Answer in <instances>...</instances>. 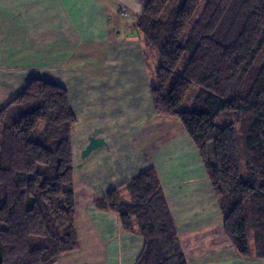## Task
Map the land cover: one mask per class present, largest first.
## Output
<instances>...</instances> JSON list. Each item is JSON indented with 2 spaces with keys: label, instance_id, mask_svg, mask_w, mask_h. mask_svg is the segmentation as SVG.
<instances>
[{
  "label": "trees",
  "instance_id": "1",
  "mask_svg": "<svg viewBox=\"0 0 264 264\" xmlns=\"http://www.w3.org/2000/svg\"><path fill=\"white\" fill-rule=\"evenodd\" d=\"M136 24L155 113L199 149L236 252L264 259V0H149ZM75 122L66 89L36 77L0 109V264L77 249ZM97 206L143 237L135 264H186L153 168Z\"/></svg>",
  "mask_w": 264,
  "mask_h": 264
},
{
  "label": "crops",
  "instance_id": "2",
  "mask_svg": "<svg viewBox=\"0 0 264 264\" xmlns=\"http://www.w3.org/2000/svg\"><path fill=\"white\" fill-rule=\"evenodd\" d=\"M149 0H0V109L32 79L64 87L71 129L75 251L54 264H135L143 237L98 199L158 175L186 264H264L226 236L204 161L180 120L155 113L136 22ZM252 243V242H251Z\"/></svg>",
  "mask_w": 264,
  "mask_h": 264
}]
</instances>
